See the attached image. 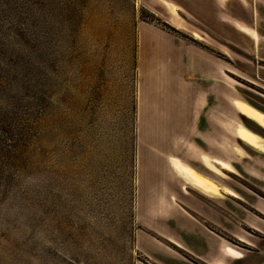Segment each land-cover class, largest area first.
Wrapping results in <instances>:
<instances>
[{
  "label": "rangeland",
  "instance_id": "rangeland-1",
  "mask_svg": "<svg viewBox=\"0 0 264 264\" xmlns=\"http://www.w3.org/2000/svg\"><path fill=\"white\" fill-rule=\"evenodd\" d=\"M237 102L264 112V0H0V264L198 260L182 193L220 215L264 197V141L237 136L264 124Z\"/></svg>",
  "mask_w": 264,
  "mask_h": 264
},
{
  "label": "crops",
  "instance_id": "crops-1",
  "mask_svg": "<svg viewBox=\"0 0 264 264\" xmlns=\"http://www.w3.org/2000/svg\"><path fill=\"white\" fill-rule=\"evenodd\" d=\"M199 52L203 57H206V54H204V52ZM205 137L206 134L203 129L202 138ZM210 138L211 137L209 136L207 146L208 150L204 149L203 153L200 154L201 161V155L202 158L204 155L222 158L217 155H212V142ZM246 145L251 147L248 144ZM257 151L264 154V150ZM202 162L205 164L204 161ZM206 166L212 170L211 167H209L208 165ZM197 170L204 176L212 180L211 173L204 171V169L201 167ZM193 185L196 187V191L201 195V197L207 201H210L211 196H219L222 193L221 189H213L209 185H206L208 189L202 188L194 183ZM227 188L228 190L224 189V191L231 195L233 199L237 200L238 197L243 198V196L241 194L239 196L238 192L233 188ZM256 196L258 199L257 202L250 201V203H248L247 201L241 199L245 202L246 205L242 204L240 207L236 206L233 210L227 211V213H224V215H220L216 211L212 210V206L210 205V203H208V206L206 205V203L194 205L190 200L187 199V195L182 193L178 202L180 206V208L178 209V220L192 227V229L189 230L190 234L187 235L188 239L191 238L190 242L192 244H190L188 240L184 242L180 239L177 240V244L181 246L182 249H185V251H188L190 254H192L196 259L207 264H255L254 260L252 262H249L252 259L249 257V255H253L256 253L257 255L263 256L264 254V245H262V242L264 243V197L259 195ZM208 223L224 229L228 234L246 244V247H240L225 239L222 235H219L218 233L213 231L211 227L208 226ZM164 264L196 263L184 257L173 258L169 260V262L167 261V263ZM257 264H264V258L260 259Z\"/></svg>",
  "mask_w": 264,
  "mask_h": 264
},
{
  "label": "bare ground",
  "instance_id": "bare-ground-1",
  "mask_svg": "<svg viewBox=\"0 0 264 264\" xmlns=\"http://www.w3.org/2000/svg\"><path fill=\"white\" fill-rule=\"evenodd\" d=\"M233 23L236 25H241V22L238 20H234ZM251 33L256 42H259L261 40V35L258 30L251 31ZM237 104H238L237 106H239V109H241L242 111L246 112L247 114H249L256 120L264 124V112H261L257 109L249 107L244 102H237ZM237 136L241 138L244 142L252 144V145H256V146H258L261 141H264V136L256 133L252 128H250L246 124L244 123L241 124V122H240L239 130L237 132ZM238 151L241 152L242 150L238 149ZM170 160L176 167L181 169L183 172H185L187 175L197 180L198 182L204 185H209L213 189H221V187L216 181H213L207 178L201 172H199L196 168L192 166H188L179 157L172 156ZM203 161L207 164L212 163L213 165V162L209 156H204ZM224 168L235 172L234 167L230 163H226L224 165ZM224 189L228 190L226 186L224 187Z\"/></svg>",
  "mask_w": 264,
  "mask_h": 264
},
{
  "label": "trees",
  "instance_id": "trees-1",
  "mask_svg": "<svg viewBox=\"0 0 264 264\" xmlns=\"http://www.w3.org/2000/svg\"><path fill=\"white\" fill-rule=\"evenodd\" d=\"M194 262H195L196 264H207V263L202 262V261H200V260H194Z\"/></svg>",
  "mask_w": 264,
  "mask_h": 264
}]
</instances>
